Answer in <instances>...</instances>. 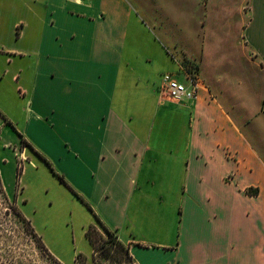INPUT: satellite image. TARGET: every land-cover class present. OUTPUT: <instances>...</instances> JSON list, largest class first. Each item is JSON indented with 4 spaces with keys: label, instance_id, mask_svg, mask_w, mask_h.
Listing matches in <instances>:
<instances>
[{
    "label": "crops",
    "instance_id": "0c3cea01",
    "mask_svg": "<svg viewBox=\"0 0 264 264\" xmlns=\"http://www.w3.org/2000/svg\"><path fill=\"white\" fill-rule=\"evenodd\" d=\"M243 1V56L264 73V0ZM134 16L128 0H0V63L18 67L30 114L71 133L67 179L134 264H264V146L204 80L195 99L161 96L163 74L187 86L188 74L175 52L129 37ZM0 155L19 204V161Z\"/></svg>",
    "mask_w": 264,
    "mask_h": 264
},
{
    "label": "rangeland",
    "instance_id": "374dc122",
    "mask_svg": "<svg viewBox=\"0 0 264 264\" xmlns=\"http://www.w3.org/2000/svg\"><path fill=\"white\" fill-rule=\"evenodd\" d=\"M128 1L135 10L129 37L131 32L138 33L140 46H162L175 52L172 57L179 67L197 82L205 81L215 92L219 88V96L232 102L227 106L244 134L257 148L264 146V98L260 97L264 93V73L247 55L243 56L240 24L248 18L247 2ZM137 14L140 23L136 22ZM201 20L205 22L204 31ZM160 67L154 65L156 72ZM19 72L17 66L0 63V154L10 155V160L16 154L22 189L18 204L5 196L0 185V264H58L53 258L61 264H76L77 257L81 258L78 264H121L92 255L85 232L97 224L94 215L102 220L67 179L71 178V133L47 112L30 114L28 86L21 79L11 81L12 74L19 76ZM157 82L161 83V78ZM54 173L62 176L66 185ZM20 211L47 251L21 220ZM91 235L98 245L96 234Z\"/></svg>",
    "mask_w": 264,
    "mask_h": 264
},
{
    "label": "trees",
    "instance_id": "16d2710c",
    "mask_svg": "<svg viewBox=\"0 0 264 264\" xmlns=\"http://www.w3.org/2000/svg\"><path fill=\"white\" fill-rule=\"evenodd\" d=\"M47 166L50 168L49 164L46 162ZM51 169V168H50ZM52 170V169H51ZM19 172V171H18ZM19 173L17 174V176ZM54 175L58 178L60 183H63L66 185V182L64 178L60 175H57L54 173ZM77 197L83 201L78 195ZM21 220L25 221L26 224L29 225V228L35 236L41 247L47 251L42 242L40 241V238L37 237V235L34 233L33 228L31 227V224L28 220H26L22 214L20 213ZM95 220L97 223V226L100 228L101 231L97 229V226H90L88 230L85 232V237L88 240L89 244L91 245L93 249L94 258L98 255L101 259L106 261H114L121 264H134L131 256L129 255V250L127 247H125L119 240L117 235L110 231L108 228H106L103 223L99 220L97 216H95ZM91 232H94L97 236L98 245L96 244L95 240L93 239V236L91 235ZM93 258V259H94ZM79 260H81L80 257L76 258V262L78 264ZM96 261V260H94ZM59 264V263H58Z\"/></svg>",
    "mask_w": 264,
    "mask_h": 264
},
{
    "label": "built area",
    "instance_id": "2783aa9c",
    "mask_svg": "<svg viewBox=\"0 0 264 264\" xmlns=\"http://www.w3.org/2000/svg\"><path fill=\"white\" fill-rule=\"evenodd\" d=\"M187 81L188 86L177 81L172 74L165 73L161 77L159 93L161 96L175 103L183 99H195L197 96V89L201 84L190 76H187Z\"/></svg>",
    "mask_w": 264,
    "mask_h": 264
},
{
    "label": "flooded vegetation",
    "instance_id": "af4514ba",
    "mask_svg": "<svg viewBox=\"0 0 264 264\" xmlns=\"http://www.w3.org/2000/svg\"><path fill=\"white\" fill-rule=\"evenodd\" d=\"M23 216V215H22Z\"/></svg>",
    "mask_w": 264,
    "mask_h": 264
}]
</instances>
